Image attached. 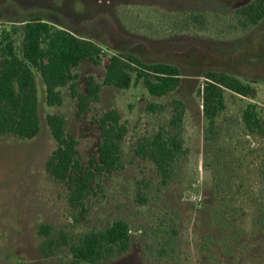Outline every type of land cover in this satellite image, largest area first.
<instances>
[{
  "label": "rangeland",
  "instance_id": "rangeland-1",
  "mask_svg": "<svg viewBox=\"0 0 264 264\" xmlns=\"http://www.w3.org/2000/svg\"><path fill=\"white\" fill-rule=\"evenodd\" d=\"M251 1L0 0V31H12L18 54L22 32L16 21L35 16L65 26L101 48L99 65L84 60L75 69L80 93L87 76L103 82L107 59L119 53L147 64H171L182 73L181 85L164 97L149 95L141 82L126 90L103 86L99 101L78 119L68 87L59 89L61 105H47L45 85L34 72L38 135L32 140L0 136V264H68L71 257L62 237L69 243L116 219L129 223L132 243L128 252L103 264H252L239 249L234 259L222 256L219 261L201 251L202 237L209 231L206 216L217 206L213 192L218 181L229 184L233 209L229 213L248 234L253 218L264 212V134H250L242 121L246 106L252 104L264 129V19L242 28L236 16L237 9ZM208 71L226 72L257 88L254 100L224 93L225 110L217 118L220 135L215 142L206 139L199 95L202 75ZM175 101L185 109L184 154L171 178L162 183L152 162L138 156L136 149L142 139L169 129ZM109 110L118 111L127 126L123 168L93 184L86 217L75 222L77 211L67 203L66 184L54 181L46 170L56 148L46 117H64V130L77 140L80 160L87 165L100 144L97 119ZM137 190L147 203L137 201ZM41 225L53 229V253L42 250L49 238L38 236ZM170 239L171 256L158 260L156 253ZM260 244L262 254L254 264H264V240Z\"/></svg>",
  "mask_w": 264,
  "mask_h": 264
},
{
  "label": "trees",
  "instance_id": "trees-1",
  "mask_svg": "<svg viewBox=\"0 0 264 264\" xmlns=\"http://www.w3.org/2000/svg\"><path fill=\"white\" fill-rule=\"evenodd\" d=\"M236 16L242 28L257 25L264 19V0H252L241 6L237 9ZM16 24L22 32L20 54L16 52L12 31H0V136L12 135L19 140H32L38 135L39 104L34 72L40 75L45 85L47 105H61L59 89L68 87L70 96L76 101L78 119L90 110L92 103L99 101L103 86L126 90L141 82L149 95L164 97L181 85L182 73L178 67L162 62L147 64L135 55L119 53L107 59L103 82H96L92 76H87L85 91L80 93L76 87L78 74L75 69L84 60L99 65L101 48L65 26L38 16L18 19ZM202 78L204 81L199 95L206 121V139L215 142L220 135L217 118L225 110L224 93L229 91L254 100L257 88L222 71L205 72ZM184 113L183 104L173 102L169 129L137 143L136 154L152 162L162 183L171 178L174 167L184 154ZM242 121L250 134H264L254 105L246 106ZM64 122L62 115L46 117L47 126L56 143V148L47 160L46 170L54 181L66 184L67 203L77 211L74 220L82 222L88 212L86 201L95 189L93 184L102 176L123 168L121 154L127 126L122 122L118 111L103 113L97 119L100 130L97 155L84 165L77 150V140L65 132ZM229 187V184L221 185L218 181L214 188L213 199L217 206L210 209L206 216L209 231L202 237L201 251L206 252L208 258L219 261L222 256L234 259L235 252L239 249L254 264L262 254L261 249L258 251V246L260 248L264 237L259 238V241L256 238L264 234V212H259L253 218L248 234L244 227L236 224L234 214L229 213L233 210ZM136 199L140 203H147L146 196L139 190L136 192ZM52 230L49 225H41L37 230L39 237L45 241L49 238L42 247L46 254L53 253L56 248L50 239ZM248 235L252 239L246 238ZM132 238L129 223L116 219L105 228L84 233L72 242L68 243L62 237V243L68 247L71 257L68 264H103L108 259L128 252ZM172 244L170 239L161 245L156 253L158 260H167L171 256ZM56 245L60 246L61 243ZM216 248L220 249V254L215 253Z\"/></svg>",
  "mask_w": 264,
  "mask_h": 264
}]
</instances>
